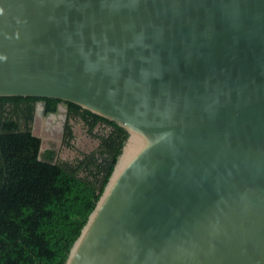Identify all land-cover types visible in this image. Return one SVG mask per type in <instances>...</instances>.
<instances>
[{
  "label": "water",
  "instance_id": "95a60500",
  "mask_svg": "<svg viewBox=\"0 0 264 264\" xmlns=\"http://www.w3.org/2000/svg\"><path fill=\"white\" fill-rule=\"evenodd\" d=\"M0 10V95L127 132L63 264H264V0Z\"/></svg>",
  "mask_w": 264,
  "mask_h": 264
},
{
  "label": "trees",
  "instance_id": "16d2710c",
  "mask_svg": "<svg viewBox=\"0 0 264 264\" xmlns=\"http://www.w3.org/2000/svg\"><path fill=\"white\" fill-rule=\"evenodd\" d=\"M37 98L0 95V105ZM85 111L115 129L98 134L99 149L58 161L52 150L39 154V137L19 128L10 113L1 114L0 264L64 263L127 136L114 121Z\"/></svg>",
  "mask_w": 264,
  "mask_h": 264
},
{
  "label": "flooded vegetation",
  "instance_id": "af4514ba",
  "mask_svg": "<svg viewBox=\"0 0 264 264\" xmlns=\"http://www.w3.org/2000/svg\"><path fill=\"white\" fill-rule=\"evenodd\" d=\"M50 98L53 100L50 101ZM61 106L62 118L60 117V120L56 122L52 116H48V113L60 110ZM7 113H10L17 121L19 128H27L32 135L39 137V154L46 150H52L54 161L69 160L68 151L79 156L99 149L101 138L98 134L106 136L115 129L112 124H107L86 112L85 108L73 107L70 102L53 97L25 100L17 105L7 100L0 105V116ZM62 122H64V128L59 131L57 125ZM79 127L93 140L92 147L84 149L80 146L76 130Z\"/></svg>",
  "mask_w": 264,
  "mask_h": 264
},
{
  "label": "rangeland",
  "instance_id": "374dc122",
  "mask_svg": "<svg viewBox=\"0 0 264 264\" xmlns=\"http://www.w3.org/2000/svg\"><path fill=\"white\" fill-rule=\"evenodd\" d=\"M77 126V125H76ZM77 130V133H78V137H79V144H80V146L82 147V148H84V149H87V148H90V147H92V145H93V140L90 138V136L89 135H87L86 133H85V131L81 128V127H79L78 129H76ZM65 153V152H64ZM64 157H66V156H64ZM76 157V154H74V152H72V151H68V159L69 160H72V159H74ZM67 159V158H66Z\"/></svg>",
  "mask_w": 264,
  "mask_h": 264
},
{
  "label": "clouds",
  "instance_id": "9594fccd",
  "mask_svg": "<svg viewBox=\"0 0 264 264\" xmlns=\"http://www.w3.org/2000/svg\"><path fill=\"white\" fill-rule=\"evenodd\" d=\"M0 11H2V10H0Z\"/></svg>",
  "mask_w": 264,
  "mask_h": 264
}]
</instances>
